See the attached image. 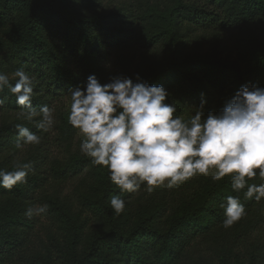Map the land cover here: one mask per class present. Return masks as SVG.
I'll use <instances>...</instances> for the list:
<instances>
[{"label":"trees","instance_id":"1","mask_svg":"<svg viewBox=\"0 0 264 264\" xmlns=\"http://www.w3.org/2000/svg\"><path fill=\"white\" fill-rule=\"evenodd\" d=\"M101 1L0 0V71L13 84L10 74L21 67L34 77L33 105L54 108L60 151L51 154L48 134L20 117L7 88L0 92L8 97L0 108V169L31 165L27 183L0 188V264H264V200L233 191L229 177L214 182L199 175L151 193L142 186L132 193L138 220L129 227L128 217L116 216L110 206L111 197L124 199L126 193L106 167L92 165L80 151L72 154L78 130L68 122L70 90L83 87L91 74L108 83L138 73L151 85H163L185 119L202 100L207 116L219 113L241 86L264 87V0H112L123 5L105 17L92 15ZM17 124L41 135V143L22 152ZM84 172L83 206L75 211L52 188ZM227 196H239L246 209L230 228L223 226L221 207ZM37 205H46V212L28 217ZM140 207L154 210L148 214ZM67 217L82 221L76 239L66 250H52V242L45 252L38 226L50 222L49 239L56 230L64 232Z\"/></svg>","mask_w":264,"mask_h":264},{"label":"clouds","instance_id":"2","mask_svg":"<svg viewBox=\"0 0 264 264\" xmlns=\"http://www.w3.org/2000/svg\"><path fill=\"white\" fill-rule=\"evenodd\" d=\"M9 75L0 71V92L16 97L20 117L40 132L49 133L56 123L54 108L34 106V77L23 68ZM69 124L83 134L80 152L94 166L106 167L110 180L121 193H137L142 186L151 193L158 187L171 190L196 175L212 181L229 177L233 191L246 199L264 200V87L241 86L219 113L204 114V104L193 107L187 119L177 115L163 85H151L137 73L123 74L101 83L95 74L83 87L70 90ZM8 97L0 98L2 108ZM17 147L39 145L41 135L17 124ZM22 141V143H20ZM28 163L0 169V188L12 190L27 183ZM259 184L249 183L254 178ZM116 216L126 208L121 195L110 199ZM225 228L246 215L239 196H227L221 204ZM46 205L30 207L28 217L46 212Z\"/></svg>","mask_w":264,"mask_h":264},{"label":"rangeland","instance_id":"3","mask_svg":"<svg viewBox=\"0 0 264 264\" xmlns=\"http://www.w3.org/2000/svg\"><path fill=\"white\" fill-rule=\"evenodd\" d=\"M122 5H123V3H119V4L112 3V0H102L100 3L95 5V7L92 9L91 14L94 16H97V17H105V16H108L112 12H116L115 10H117ZM207 36H213V34L211 33V34H208ZM226 36H231V34L226 33ZM10 75H11V78H13V75L12 74H10ZM18 114L19 113H16V115H18ZM47 134H48V137H46L47 138L46 143L49 142L52 144L48 147L51 154H53L54 156L59 155L60 151H58L56 146L54 145V142L56 141V134H57L56 123L54 124L53 130ZM83 139H84L83 134H79L76 137L74 144H73V148H72V154L73 155L77 151H80L79 146H80V143ZM26 146L24 147L22 152L27 150ZM22 152H20V153H22ZM22 158L23 157H20L19 159H22ZM61 160H63V158H61ZM85 173L86 172L81 174L80 177H78L77 179H69V180L57 185L56 187H55V185H53L54 187L52 188V193L55 192V190H56L57 196H61V198L68 197L67 203H73L75 205V211H80L82 209V206H83V201L80 198H82V192L85 190V186L83 187V189H79V188H80L81 184H83V176L85 175ZM196 176H199V175H196ZM196 176H194L193 178H191L189 180L194 179ZM77 188L79 190L78 192H77ZM122 196H125L124 200L126 202V208L122 214H124L125 216L128 217L127 225L130 227L133 225V223L136 220H138L137 219V216H138L137 203L135 200L131 202L132 199H134V198L136 199L137 195H135V194L132 195V193H126V194H123ZM89 198L92 199L93 197L89 196ZM128 203H129V205H127ZM62 204H63V202H62ZM139 210L145 211L148 214H150L151 212H153L154 207H151V208L150 207L149 208L140 207ZM125 213H128L129 215H126ZM83 216H85V215H83ZM125 216H122L120 219L124 221L126 218ZM38 217H40V215ZM64 221H65L64 232H59L56 230L55 235L49 239H44V238L47 236V228H49L50 222L43 219L42 222H43L44 226L43 225L38 226L37 237H40L39 246H40V248L45 250V252L52 242H53L52 243V250L54 249L56 251L55 248H57L58 245L60 248H64V250H66L67 247L70 246L71 242L73 241L72 239H74V240L76 239V235L80 231L79 227H80L82 221L78 218H73V217H67V218H65ZM77 227H78V229H77ZM98 227H99V224L96 223L91 229L87 230V232H92L95 229H97ZM60 263H61V260L50 259V260H46L43 264H60Z\"/></svg>","mask_w":264,"mask_h":264}]
</instances>
